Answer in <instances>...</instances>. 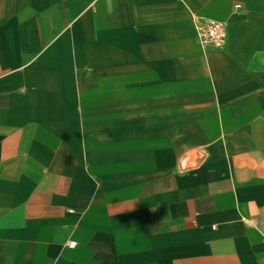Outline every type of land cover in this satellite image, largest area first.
<instances>
[{
	"label": "crops",
	"instance_id": "1",
	"mask_svg": "<svg viewBox=\"0 0 264 264\" xmlns=\"http://www.w3.org/2000/svg\"><path fill=\"white\" fill-rule=\"evenodd\" d=\"M0 264H264V0H0Z\"/></svg>",
	"mask_w": 264,
	"mask_h": 264
},
{
	"label": "built area",
	"instance_id": "2",
	"mask_svg": "<svg viewBox=\"0 0 264 264\" xmlns=\"http://www.w3.org/2000/svg\"><path fill=\"white\" fill-rule=\"evenodd\" d=\"M197 30L201 44L205 48L222 49L227 41L226 24L212 20L200 19L197 24ZM76 243H70V247H75Z\"/></svg>",
	"mask_w": 264,
	"mask_h": 264
}]
</instances>
